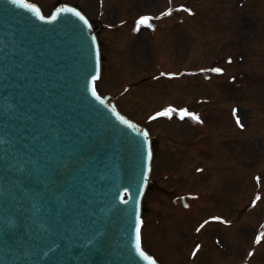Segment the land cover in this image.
I'll list each match as a JSON object with an SVG mask.
<instances>
[{"label": "rangeland", "instance_id": "1", "mask_svg": "<svg viewBox=\"0 0 264 264\" xmlns=\"http://www.w3.org/2000/svg\"><path fill=\"white\" fill-rule=\"evenodd\" d=\"M33 1L44 13L54 3ZM64 1L97 27V88L153 138L145 248L163 264H264V233L255 244L264 213V0ZM161 7L167 15L152 12Z\"/></svg>", "mask_w": 264, "mask_h": 264}, {"label": "water", "instance_id": "2", "mask_svg": "<svg viewBox=\"0 0 264 264\" xmlns=\"http://www.w3.org/2000/svg\"><path fill=\"white\" fill-rule=\"evenodd\" d=\"M84 21L0 0V264H152L135 250L149 138L92 95Z\"/></svg>", "mask_w": 264, "mask_h": 264}, {"label": "snow or ice", "instance_id": "3", "mask_svg": "<svg viewBox=\"0 0 264 264\" xmlns=\"http://www.w3.org/2000/svg\"><path fill=\"white\" fill-rule=\"evenodd\" d=\"M75 14H76L77 16H79L81 20H84V17L81 16L79 12H77V13H75ZM41 18H43V17H41ZM84 22H85V24L87 23L86 20H85ZM138 23H140V24H145V23H147V18H143V19H141ZM214 71H219V70H218V69H215ZM93 79H96V77H93ZM92 95H93V96H96V92H95V90H93ZM164 114H166V113H159L158 115H164ZM184 115H189V114L186 113V112H184V113H182V116H184ZM233 115H234V116L236 115L235 110H233ZM192 118H193V119H197V117H195V116H193ZM236 122H237V124H239V123H240V120L237 119ZM202 227H203V226H202ZM136 228H137V251H139V247H140V245H139V228H140V220H139V217H137ZM259 239H260V237H257V240H259Z\"/></svg>", "mask_w": 264, "mask_h": 264}]
</instances>
